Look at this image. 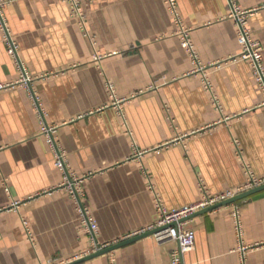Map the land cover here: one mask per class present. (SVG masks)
Instances as JSON below:
<instances>
[{"label": "crops", "instance_id": "0c3cea01", "mask_svg": "<svg viewBox=\"0 0 264 264\" xmlns=\"http://www.w3.org/2000/svg\"><path fill=\"white\" fill-rule=\"evenodd\" d=\"M250 12L264 61V0H236ZM85 31L60 0H21L3 11L31 84L7 52L0 27V264L72 263L93 249L66 175L54 166L56 139L85 179L83 205L97 243L112 246L152 225L155 197L172 211L243 185L237 154L264 177V92L239 60L227 0H177L178 13L207 69L221 109L182 47L166 0H82ZM107 83L124 100L122 118ZM38 98L44 119L34 101ZM136 150L141 153L137 157ZM243 255L230 204L194 217L185 264H264V191L236 203ZM26 221L35 245L23 225ZM178 243L142 238L81 264H171Z\"/></svg>", "mask_w": 264, "mask_h": 264}, {"label": "built area", "instance_id": "2783aa9c", "mask_svg": "<svg viewBox=\"0 0 264 264\" xmlns=\"http://www.w3.org/2000/svg\"><path fill=\"white\" fill-rule=\"evenodd\" d=\"M21 0H0V27L5 33V42L7 45V52L10 57L16 62L18 66V70L20 71V79L19 83L21 84H31L33 79H31L24 69L22 65L19 55H18V46L13 41L10 31L7 27V24L3 17V11L9 5ZM70 7L71 17L76 19L79 23L80 28L85 31L86 25V13L84 11L82 0H60ZM230 5V15L229 18L232 19L237 27L238 41L241 46V53L239 54V60L246 61L250 64L254 77L260 87V89L264 92V61H263V47L260 42L254 40L252 38L251 29L249 26V17L250 12L243 10L237 3L236 0H227ZM166 3L169 6V10L175 18L176 27L178 29V36L180 37L182 47L186 50L192 63L195 66V72L201 73L202 83L205 88L212 94V102L218 108L221 109L219 105V101L214 94L213 84L209 75L207 74V69L204 67L200 61V57L198 51L196 49L195 44L191 38V29L187 28L183 25L180 15L178 13L177 8V0H166ZM7 87L0 85V90L5 89ZM107 90L111 100L113 107L118 111L119 115L122 118H125L123 113V104L124 100L118 98L116 90L111 83H107ZM34 96V101L38 109L40 110V115L44 119V113L40 107L38 98ZM57 127L56 126H48L44 125L43 135H45L50 142L51 147L54 150L55 158H54V166L60 170H62L65 175V183L63 185V189L69 193L70 197L77 205V211L80 215L81 224L84 230L90 235L93 241V249L89 253L82 255L81 257H77L74 259L75 261L80 260L82 258L88 257L99 251L109 247V246H101L97 241L99 228L96 221L91 216L89 210L83 205L82 199L85 196L84 191V182L85 179L83 177L78 176L76 173L72 172L68 160L65 154V151L61 149L56 139ZM237 148V154L242 160V168L244 170V174L246 176V181L243 185L237 187L236 189H230L224 191L219 194H212L205 184L200 181L199 187L201 191V198L194 204L183 207L181 209H176L169 211L164 206L161 198L156 195L155 197V206H156V219L152 225L149 227L134 233L129 236L127 239L137 237L139 235H143L148 232L157 231L153 237L159 243L165 242H176L178 243V248L171 253V264H185L183 257L185 254L190 253L195 247L196 235L194 230L188 226L190 217L215 207L221 203L232 200L239 195H242L248 191L254 190L256 188L264 186V177H258L255 175L250 165H248L243 157L242 152L239 149V143L237 141L234 142ZM137 157L141 155L136 150ZM238 203V202H237ZM234 205L231 216L234 221V227L236 235L240 242V250L244 255L247 247L243 244V226L241 220L240 207L237 206L236 203ZM23 225L26 228L27 234L30 238V241L33 245H35L34 240L32 238L31 232L28 228V224L26 221H23ZM49 264H57L55 261H51ZM60 264H69L62 262Z\"/></svg>", "mask_w": 264, "mask_h": 264}, {"label": "water", "instance_id": "95a60500", "mask_svg": "<svg viewBox=\"0 0 264 264\" xmlns=\"http://www.w3.org/2000/svg\"><path fill=\"white\" fill-rule=\"evenodd\" d=\"M263 191H264V186L259 187V188H256V189L251 190V191H248V192H246V193H244V194H242V195L237 196L236 198H234V199H232V200L226 201V202L221 203V204H219V205H217V206H215V207H212V208H210V209H207V210H205V211H202V212H200V213H198V214H196V215L190 217V218L187 219V220H191V219H193L194 217H197V216H199V215H202V214H204V213H206V212H210V211H213V210H215V209H218V208H221V207H224V206H227V205L233 204V203H237V202H239V201H242V200H244V199H246V198H248V197H250V196H253V195L258 194V193L263 192ZM156 232H157V231H154V232H148V233H145V234H143V235H139V236H137V237H133V238H130V239L124 240V241H122V242H120V243H117V244H115V245L109 246V247H107V248H105V249L99 251L98 253H95V254H93V255H90V256H88V257L82 258V259H80V260L74 261V262L69 263V264H81V263L86 262V261H88V260H91V259H93V258H95V257L101 256V255H104V254L111 253V252L115 251L116 249H118V248H120V247H122V246H125V245H127V244L133 243V242H135V241H137V240H140V239H142V238H146V237L153 236Z\"/></svg>", "mask_w": 264, "mask_h": 264}]
</instances>
